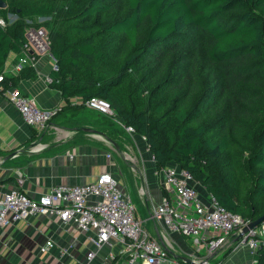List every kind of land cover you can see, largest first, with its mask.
Here are the masks:
<instances>
[{"label":"trees","instance_id":"16d2710c","mask_svg":"<svg viewBox=\"0 0 264 264\" xmlns=\"http://www.w3.org/2000/svg\"><path fill=\"white\" fill-rule=\"evenodd\" d=\"M3 1L0 72L25 43L26 19L46 27L57 113L103 98L114 114L94 117L143 137L155 169H186L245 221L264 215V0ZM37 76L25 66L3 84ZM252 264H264V247Z\"/></svg>","mask_w":264,"mask_h":264},{"label":"crops","instance_id":"0c3cea01","mask_svg":"<svg viewBox=\"0 0 264 264\" xmlns=\"http://www.w3.org/2000/svg\"><path fill=\"white\" fill-rule=\"evenodd\" d=\"M17 58V53H10L3 68L15 63ZM53 62L50 53L39 56L34 66L37 78L20 80L16 87L32 97L39 107L59 110L64 101L60 92L48 85ZM89 110L86 108L74 117L58 112L48 129L38 132L26 125L13 105L0 95V190L16 186L18 170L24 177L21 189L30 197H38L57 183L82 184L93 181L102 172L111 171L122 192L132 200L136 217L150 235L160 242H163L161 235H165L174 257L177 255L181 260V257H195L187 237L169 233L151 217L153 208L167 192L155 172L143 137L135 134L143 142L139 140L134 149L132 144L125 143L130 135L123 125L121 128L115 122L118 118H112L114 123L108 126L107 122L94 117L95 111ZM87 129L103 133L118 148ZM38 144L43 148L30 151ZM107 153L111 157H107ZM129 153L136 155V160ZM126 155L129 158L126 159ZM142 187L144 194L140 190ZM196 188L205 202L208 193L198 184ZM46 240L53 241V246L41 252L40 247ZM90 248L85 233L71 222L63 226L57 217L34 216L0 228V264H87ZM227 249L214 253L210 261L216 260L214 264H252L250 249L235 247L221 259ZM109 250V247L103 248L88 264H110L106 259Z\"/></svg>","mask_w":264,"mask_h":264},{"label":"built area","instance_id":"2783aa9c","mask_svg":"<svg viewBox=\"0 0 264 264\" xmlns=\"http://www.w3.org/2000/svg\"><path fill=\"white\" fill-rule=\"evenodd\" d=\"M8 18L12 22L16 15L9 14ZM42 20L38 18L39 22ZM26 23L25 43L17 53L16 62L0 72V95L13 105L26 125L42 132L48 129L58 108L43 109L17 87L3 84L5 76L17 75L25 66L34 67L39 56L50 53L48 30L35 26L30 19H26ZM0 24L4 26L5 20L0 18ZM53 69H56L55 62ZM84 105L108 117L114 114L110 104L100 97H91ZM125 129L133 132L131 127ZM42 148L38 144L30 151ZM106 156L111 157V154L107 153ZM125 157L129 158L127 155ZM155 172L167 194L153 208L151 217L169 233L189 239L195 251L193 261L209 264L214 253L233 245L234 248L246 247L252 254L264 247V220L242 233V227L249 221L221 206L212 195L208 194L204 202L196 188L198 183L189 171L167 165ZM15 179V187L0 190V228L34 216H52L57 217L63 226L71 222L86 234L91 246L86 255L87 264L105 247L110 248L106 257L110 264L186 263L177 255L173 256L165 235H161L163 242H160L141 224L132 200L122 192L111 171L100 173L91 182L57 183L38 197H30L21 189L24 177L19 170L15 173ZM140 190L144 194L143 187ZM52 246L53 241L46 240L40 251L47 252Z\"/></svg>","mask_w":264,"mask_h":264},{"label":"water","instance_id":"95a60500","mask_svg":"<svg viewBox=\"0 0 264 264\" xmlns=\"http://www.w3.org/2000/svg\"><path fill=\"white\" fill-rule=\"evenodd\" d=\"M5 6H6V3H5L3 0H0V8H5ZM87 130H89V131H91V132H96V133H94V134L100 135V136L104 137L106 140H108L110 143H112V145H116L115 142H114L112 139L106 137V135H103V133L98 132V131H95V130H93V129H87ZM116 147H117V145H116ZM117 148H118V147H117ZM119 151H120V150H119ZM263 220H264V215L261 216V217H259V218L256 219V220H253V221L247 223L246 225H244V226L242 227V229H241V232H242V233L247 232L248 229H251V228L257 226V225H258L259 223H261ZM181 258H182L183 261H185V262H187V263L207 264L206 262H195V261H193L192 259H189V258H186V257H181Z\"/></svg>","mask_w":264,"mask_h":264},{"label":"rangeland","instance_id":"374dc122","mask_svg":"<svg viewBox=\"0 0 264 264\" xmlns=\"http://www.w3.org/2000/svg\"><path fill=\"white\" fill-rule=\"evenodd\" d=\"M0 18H2V17H0ZM2 19H3V18H2ZM43 21H45V19H43V20L40 21V22H43ZM34 23H39V21L35 19ZM43 27H44V26H43ZM44 28H46V27H44ZM88 112H89V111H88ZM93 113H94V112H93ZM115 122L119 123V126H120L121 128H123L120 119H118V121L115 120ZM124 129H125V128H124ZM125 130H126V129H125ZM125 132H126L128 135H130V137H129V140H126V141L123 140V141H125V143H127V144H132L133 147H134V149H135V145H138L139 140H141V138H139L138 136H136L133 132H131V131H129V130H126ZM131 137H132V139H131ZM133 138L136 139V140H133ZM128 142H129V143H128ZM141 142H143V140H141ZM137 147H138V146H137ZM129 154H131V153H129ZM130 156H134V158H135L136 155L131 154ZM122 157H123V156H122ZM137 158H138V157H137ZM135 160H136V158H135ZM224 252H225V251H224ZM211 261L214 263L216 260H211Z\"/></svg>","mask_w":264,"mask_h":264},{"label":"bare ground","instance_id":"6f19581e","mask_svg":"<svg viewBox=\"0 0 264 264\" xmlns=\"http://www.w3.org/2000/svg\"><path fill=\"white\" fill-rule=\"evenodd\" d=\"M98 136H100V135H98Z\"/></svg>","mask_w":264,"mask_h":264}]
</instances>
